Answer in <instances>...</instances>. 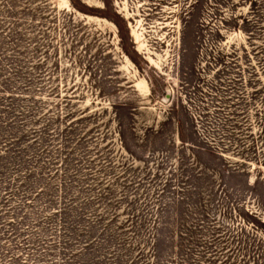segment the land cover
<instances>
[{"label": "rangeland", "instance_id": "obj_1", "mask_svg": "<svg viewBox=\"0 0 264 264\" xmlns=\"http://www.w3.org/2000/svg\"><path fill=\"white\" fill-rule=\"evenodd\" d=\"M0 264H264V0H0Z\"/></svg>", "mask_w": 264, "mask_h": 264}, {"label": "water", "instance_id": "obj_2", "mask_svg": "<svg viewBox=\"0 0 264 264\" xmlns=\"http://www.w3.org/2000/svg\"><path fill=\"white\" fill-rule=\"evenodd\" d=\"M167 97H168V94H167Z\"/></svg>", "mask_w": 264, "mask_h": 264}]
</instances>
